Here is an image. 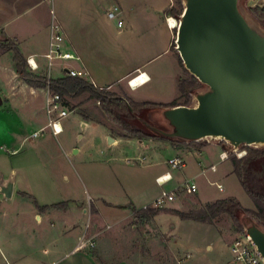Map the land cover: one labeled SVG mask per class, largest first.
<instances>
[{
  "label": "crops",
  "instance_id": "1",
  "mask_svg": "<svg viewBox=\"0 0 264 264\" xmlns=\"http://www.w3.org/2000/svg\"><path fill=\"white\" fill-rule=\"evenodd\" d=\"M109 2L118 3L114 7L120 8L126 32L136 44L126 60L119 58L118 37L123 33L107 21L114 7L104 11ZM172 6L173 0L64 1L59 19L64 49L79 60L56 61L53 79L63 77L64 65L84 73L83 80L96 89L125 88L126 98L135 104L171 105L180 96L179 81L188 75L170 48L174 35L167 11ZM52 7L47 0H0V38L16 47L40 79L47 70L43 56L49 47ZM151 48L154 52L149 53ZM142 74L149 80L131 87V79ZM0 78L6 87L0 91V163H6L0 168V264H208L195 244L168 232L161 211L152 218L134 212L152 204L165 187L173 190L207 175L214 185L234 176L231 164L220 159L222 149H178L168 141L119 137L75 109L68 111L73 120L65 121L69 114L61 119V132L54 136L45 111L46 89L25 83L12 51L0 54ZM160 150L167 152L168 160L184 161L181 178L167 164L142 178L148 174L141 168H150ZM119 161L127 167L117 165ZM225 162L230 165L219 173ZM210 165L215 171L202 175ZM165 173L171 181L159 187L156 179ZM177 207H182L180 202ZM206 225L222 244L214 263L221 264L230 257L227 244ZM83 236L94 241L92 251H75ZM211 243L205 251L211 250Z\"/></svg>",
  "mask_w": 264,
  "mask_h": 264
},
{
  "label": "water",
  "instance_id": "2",
  "mask_svg": "<svg viewBox=\"0 0 264 264\" xmlns=\"http://www.w3.org/2000/svg\"><path fill=\"white\" fill-rule=\"evenodd\" d=\"M182 2L175 50L205 90L193 93L192 105L159 109L161 127L135 119L180 143L224 142L227 153L264 145V31L240 11V0ZM239 220L264 260L263 228L251 217Z\"/></svg>",
  "mask_w": 264,
  "mask_h": 264
},
{
  "label": "rangeland",
  "instance_id": "3",
  "mask_svg": "<svg viewBox=\"0 0 264 264\" xmlns=\"http://www.w3.org/2000/svg\"><path fill=\"white\" fill-rule=\"evenodd\" d=\"M64 1H68V0H47V3L49 5L53 4L52 12L50 15L51 20H50V24H49V29H50L51 25L60 27V23H59L60 20L59 19L62 15V10H63L62 4ZM117 4H118L117 2H112V3L109 2V5H107V7L104 8L105 13L108 12L110 9H112ZM75 6H76V4H75ZM182 6H183V2L181 5V4H177L175 1H173L171 13L167 14L168 18H172V19L177 21L178 19H177V17L174 16L173 13H175V14L180 13L182 11ZM239 9L248 18V20L252 21L253 17L249 14V12H251V11H255V12L256 11L257 12L264 11V0H240ZM104 11H103V13H104ZM123 17L124 16L121 15L120 8L118 7V12L116 14V18L115 19H108L107 18V21L111 23L113 28L115 27L114 29L116 31H118L119 34L123 33V35L118 37L119 58L120 59L124 58V60H126L128 55L130 53H132V50L136 49L135 48L136 44L133 41V39H131V37H130L131 35H129L126 32L128 25L125 22V20L123 19ZM118 20L121 21V26H117ZM254 24H256V23H254ZM256 25L262 31H264V26H260L259 24H256ZM176 32H177V29L172 30V35H174V40L172 41V43H174V45H175ZM169 34H168V37H169ZM157 39L161 40V38L159 36L157 37ZM157 43H158V45H160L161 42L159 41ZM7 45H9V42L0 38V48L2 46L6 47ZM175 47L176 46H174V50H173L174 52H176ZM152 52H154V50H152V48H151L149 53H152ZM25 72L27 74H30L33 77L29 68L25 67ZM57 74L58 73H57L56 69H54L52 71V76L55 77V76H57ZM189 77L190 76L185 74L184 79L186 81H188ZM186 83H188V82H186ZM5 88L6 87H5L4 81L2 78H0V91L4 92ZM204 90H205V87L203 85H201L195 91H199V93H200ZM98 91L103 92L105 95H108V96L119 97L120 95H122L124 97H127L125 88H123V87H119L118 90H109L107 88H103V89H98ZM195 91H193V93ZM193 93L189 94L190 98H191L190 103H189L190 105H192L194 103L193 102ZM177 100H178V104L184 103V98H181L180 100L177 99ZM62 104H63L64 110L71 111V110L75 109L76 112L87 113L93 119L100 121L101 123L106 125L109 129H112V133L114 135H117L118 133H120V130L117 128V126H115V123L110 122L109 120H107V118L105 116H103L99 113L98 103H96L92 100L86 101L85 98H83V97H79V98L62 97ZM179 106H182V105H179ZM159 109L160 108H151V107L140 108L136 111V115L139 116L141 119L150 123L152 126H160L161 122H159V120L156 117L157 111ZM74 116L75 115L71 112L65 121L73 120ZM124 120L132 128H133V126H135L130 117L126 118ZM172 145L175 148L187 149V150H190V149L196 150L202 146H207V145H214L215 147L218 148V151L219 150L221 151V149H222V151H226V149H231V147L226 145L224 142H208V140H200V141L192 142V143H180L179 142V143H172ZM253 150L259 151L258 153H260L262 155V158L260 159L259 163L256 162L252 166V178L251 179H252V182H254V181L259 182V184L264 188V145L250 146V147L240 146L239 151L228 153V158L226 159V161H228L230 163V159L232 156L235 157L236 159H241L242 157H244L246 155L247 152L253 151ZM156 153H157L156 156H152V162H151L152 166L150 168H145V167L141 168L140 171H142V173L147 172V174H148V176H146V177L143 176L142 177L143 179H147L149 177V172L152 170H155V169L160 170L162 168H167V166H166L167 161H168L167 152L163 153L160 150V151H157ZM238 153H241L243 156L238 157ZM5 155H6V157H8L7 154H5ZM119 159H120V157H118V160ZM228 162L221 164V168L219 169V173L222 170H224L226 168V166L231 164V163L229 164ZM116 164L121 166V167H124V168L127 167L126 166L127 164L124 161H119ZM5 165H6L5 161H3L1 159L0 168L3 169L5 167ZM123 171H125V173L128 177H132L130 174H128L127 170L124 169ZM176 172L178 173L179 177L181 178L183 175V172L179 171V170H176ZM214 181L215 180L211 179V177L209 178L208 175L206 178L202 177V178L197 179L195 181L196 182L195 184L198 188V192L196 194H189L186 192H175L174 201L167 203L163 208L160 209L161 214H163V216H165V217H163V219H164L165 223L167 222L166 225L168 226L167 227L168 232H173V233L179 234L181 236L183 242H186L189 244L190 243L195 244L199 248V250L201 252V256L203 258H205L204 261L208 264H214L218 260L219 255H220V251L222 248V244L215 241V240H218V238L215 237V234H214L212 228L208 227L206 224H201V223H194V222H187V221L181 222L177 216L175 217V214L173 212L177 211V212L186 213V212H189L191 210H197V209H200L201 207H203L204 203L205 204L206 203H212L216 200L224 199L225 197H229V198L234 199L245 210L246 209L253 210V205H252L250 199L244 193V191L242 190V188L240 187L238 181L236 180V178L234 176H230L226 180L220 182V184L223 187V191H221V192L216 188L215 185L210 184V182H214ZM163 189L168 190V187H165ZM179 202L182 205V207H180V208L177 207ZM242 216L250 217V216L246 215V213H244L243 211H238L236 218L232 217L231 215L223 214V215L217 217L216 219H214L212 224H209V225H211L215 229L216 233L220 234V238L228 246L234 239H236L241 234V231L244 232V230H242L243 227H241V225H240V223L242 221H239L240 217H242ZM169 223H171V226H173V229H170ZM263 230H264V228H263ZM210 242H212L211 243V245H212L211 250L205 251L204 250L205 245L207 243H210ZM215 244H217V246Z\"/></svg>",
  "mask_w": 264,
  "mask_h": 264
},
{
  "label": "trees",
  "instance_id": "4",
  "mask_svg": "<svg viewBox=\"0 0 264 264\" xmlns=\"http://www.w3.org/2000/svg\"><path fill=\"white\" fill-rule=\"evenodd\" d=\"M177 4L182 5L181 0H173ZM171 10L167 11V14L171 13ZM182 11L178 14H174L177 19L181 16ZM249 14L253 17V19L260 25L264 26V11H251ZM174 43L171 44V50H174ZM13 52V61L15 64V69L17 73L21 76V78L25 81V83L31 87L35 88H43L48 87V90L62 97H71V98H79L83 97L86 101H94L98 103L99 113L107 118L112 123H115V126L120 130V133L117 134L119 137L124 138H135V139H158L162 141H168L171 143H179L177 141H173L172 139H167L165 137L156 135L148 130L144 125H142L138 120L135 119L134 113L136 115V111L140 108L151 107V108H172L175 106H189L190 104V95L193 91L198 89L201 84L188 72L183 68V64L181 59L179 58V63L181 64L185 73H187L190 77L189 80H181L179 81L178 90H179V100L184 98V103L178 104V100H175L171 105H157L153 103H142L135 104L129 101L126 97L121 99L116 96H108L103 92H99L98 89L93 87L91 84L86 82L80 78L67 77L63 76L56 79H51L48 82V86L46 85L45 79H40L37 77H32L30 74L25 72V62L19 51L16 47L9 43V45L2 46L0 48V54H4L6 52ZM188 82V83H186ZM79 115L83 119H87L83 112H80ZM131 118L132 122L135 126L133 128L127 124L124 120L126 118ZM134 118V119H133ZM100 122V121H98ZM101 123V122H100ZM103 124V123H102ZM106 126V125H105ZM112 132V129H109ZM259 151L253 150L246 153L244 157L241 159H236L235 157H231L230 163L232 166V174L236 177L240 187L250 199L253 210L243 209L239 203H237L232 198L220 199L216 200L212 203H206L197 210H191L189 212H173L175 216H177L182 221H193L197 223L203 224H212L213 220L217 217L227 214L232 217H237L238 211H243L246 215L250 216L253 220L256 221L258 225L264 228V188L259 184V182H252V166L260 161L262 155L258 153ZM58 207V205L56 206ZM161 210L160 209H140L139 211H135V215H140L147 218H152L157 215ZM239 219V218H238ZM240 221V220H239ZM240 223V222H239ZM241 225V223H240ZM242 227V225H241ZM244 230V229H242ZM243 232L241 231V234Z\"/></svg>",
  "mask_w": 264,
  "mask_h": 264
},
{
  "label": "built area",
  "instance_id": "5",
  "mask_svg": "<svg viewBox=\"0 0 264 264\" xmlns=\"http://www.w3.org/2000/svg\"><path fill=\"white\" fill-rule=\"evenodd\" d=\"M118 12V7H114L111 11L108 12V17L110 19H115L116 14ZM117 26H121V21H117ZM171 30H175L171 29ZM65 38L61 31V28L58 26L51 25L50 27V41L47 53L43 56L47 62V70L45 74L46 85L48 86L49 80L53 79L51 69L56 61L67 62V61H78L79 58L71 52L65 51ZM30 64V63H29ZM32 69H36L35 65H31ZM60 72L62 76L74 77L83 79L85 76L82 72H77L72 69H68L66 66L62 65L60 68ZM139 75L134 79L140 77ZM46 89V98H45V111L46 115L49 119L48 126L51 129V132L54 136L58 135L61 132L60 121L64 119L69 112L63 109L62 98L53 94ZM39 133H34L32 136L36 137ZM241 153H238V157H242ZM228 158V153L222 151L220 153V159L226 160ZM167 166L170 170H182L184 167V161L175 157L173 159H169L167 161ZM207 171H215V165H210L207 168L202 170V175H205ZM171 181V175L169 173H165L163 176H160L156 179V184L159 187H163L167 183ZM219 191H222V186L220 184H214ZM175 192H186L189 194L197 193V186L195 183L186 181L176 187L173 190H165L162 189L160 195L153 201L152 204L147 205L143 209L146 208H156L161 209L167 203L173 202L175 199ZM95 247V243L91 239H87L84 236L79 238L78 243L76 245L75 251H92ZM228 251L230 257L221 264H264V260L258 254L255 245L250 240V238L243 232L236 239H234L228 246Z\"/></svg>",
  "mask_w": 264,
  "mask_h": 264
},
{
  "label": "bare ground",
  "instance_id": "6",
  "mask_svg": "<svg viewBox=\"0 0 264 264\" xmlns=\"http://www.w3.org/2000/svg\"><path fill=\"white\" fill-rule=\"evenodd\" d=\"M167 24H168L170 29H174V28L177 29L178 28V22L176 20L172 19V18H168L167 19ZM134 78L131 79V82H130V85L133 88H136V87H138V85H141L144 82L149 80L145 74H142V76H140V77H138L136 79H134Z\"/></svg>",
  "mask_w": 264,
  "mask_h": 264
}]
</instances>
